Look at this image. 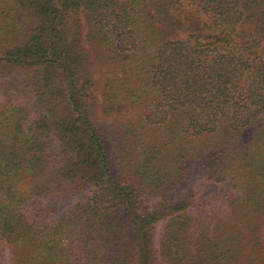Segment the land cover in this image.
Listing matches in <instances>:
<instances>
[{"label":"trees","instance_id":"1","mask_svg":"<svg viewBox=\"0 0 264 264\" xmlns=\"http://www.w3.org/2000/svg\"><path fill=\"white\" fill-rule=\"evenodd\" d=\"M263 45L264 0H0L10 264H264Z\"/></svg>","mask_w":264,"mask_h":264},{"label":"rangeland","instance_id":"2","mask_svg":"<svg viewBox=\"0 0 264 264\" xmlns=\"http://www.w3.org/2000/svg\"><path fill=\"white\" fill-rule=\"evenodd\" d=\"M80 22L84 26V19L80 17ZM264 53V45L261 49ZM102 75H98L95 78L96 82V97L101 98L102 93ZM230 186L227 184H217L211 182L208 179L207 171L201 173H195L186 183V186L174 191V196L177 199H188L197 203V201L211 198L215 200L219 205L223 202L224 198L229 193ZM91 194V189L87 188L81 191H75L74 193H68L60 195L58 197L44 200L42 204L53 212L52 217H58L63 215L72 206L76 205L80 200L88 197ZM162 225H159L156 229L157 240L162 232ZM158 247V241H156ZM11 255L6 246L0 247V264H10Z\"/></svg>","mask_w":264,"mask_h":264}]
</instances>
